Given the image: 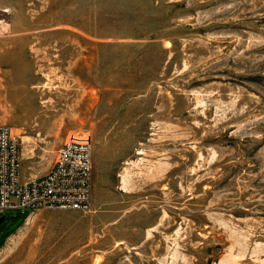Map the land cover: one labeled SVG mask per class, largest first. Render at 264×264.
Here are the masks:
<instances>
[{"label":"rangeland","instance_id":"obj_1","mask_svg":"<svg viewBox=\"0 0 264 264\" xmlns=\"http://www.w3.org/2000/svg\"><path fill=\"white\" fill-rule=\"evenodd\" d=\"M0 6L21 179L92 156L89 209L0 213V264H264V0Z\"/></svg>","mask_w":264,"mask_h":264},{"label":"built area","instance_id":"obj_2","mask_svg":"<svg viewBox=\"0 0 264 264\" xmlns=\"http://www.w3.org/2000/svg\"><path fill=\"white\" fill-rule=\"evenodd\" d=\"M9 30L10 9L0 6V35ZM91 158L86 139L68 138L45 174L21 179L19 141L9 125L0 123V213L9 209H89Z\"/></svg>","mask_w":264,"mask_h":264},{"label":"water","instance_id":"obj_3","mask_svg":"<svg viewBox=\"0 0 264 264\" xmlns=\"http://www.w3.org/2000/svg\"><path fill=\"white\" fill-rule=\"evenodd\" d=\"M3 219H4V216L1 215V216H0V222H1Z\"/></svg>","mask_w":264,"mask_h":264},{"label":"bare ground","instance_id":"obj_4","mask_svg":"<svg viewBox=\"0 0 264 264\" xmlns=\"http://www.w3.org/2000/svg\"><path fill=\"white\" fill-rule=\"evenodd\" d=\"M92 159V158H91ZM124 180V179H123ZM125 183V182H124Z\"/></svg>","mask_w":264,"mask_h":264}]
</instances>
